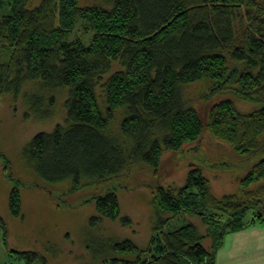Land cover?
Masks as SVG:
<instances>
[{"label":"trees","instance_id":"trees-1","mask_svg":"<svg viewBox=\"0 0 264 264\" xmlns=\"http://www.w3.org/2000/svg\"><path fill=\"white\" fill-rule=\"evenodd\" d=\"M31 1L0 0V100L7 93L17 98L27 81L39 82L41 92L27 101L45 118L48 112L40 110L51 107L53 97L44 93L65 88L67 96L63 122L23 146L26 167L45 185L69 182L68 192H74L100 186L136 163L156 175L164 151L192 158L183 185L154 187L145 248L127 238L97 246L135 254L133 261L112 257L104 264H215L227 233L264 221V0H94L83 6L40 0L29 7ZM78 24L90 31L88 43L68 38ZM113 63L120 69L101 83ZM196 81L253 108L240 111L231 96L224 97L203 120L182 95V87ZM119 108L124 114L117 136L109 129ZM212 143L246 159L236 191L219 198L203 168L226 165H204L198 155ZM7 177L9 213L22 218L20 181L9 171ZM83 202L93 204L90 228L102 218L130 223L120 216L117 189L104 187ZM178 213L201 218L206 233L190 222L166 230ZM0 226L6 244L7 228L2 221ZM9 256V264H49L35 250L10 249Z\"/></svg>","mask_w":264,"mask_h":264},{"label":"rangeland","instance_id":"rangeland-1","mask_svg":"<svg viewBox=\"0 0 264 264\" xmlns=\"http://www.w3.org/2000/svg\"><path fill=\"white\" fill-rule=\"evenodd\" d=\"M39 1L32 0L28 6L33 7ZM92 1L94 0H78V5L83 6ZM76 37L88 43L91 34L78 24L68 36L69 39ZM119 69L120 66L113 63L111 71L103 76L101 83ZM39 87V82L27 81L17 98L14 99L11 93H7L0 100V221L5 224L8 232L5 244L0 226V264L11 262L10 249L39 251L45 255L49 264H104L112 257L119 261H133L135 254H114L106 249L107 246L97 245H103L104 242L107 245L127 238L138 247L145 248L151 236L153 214L149 201L154 187L157 184L176 187L183 185L192 158L179 152L164 151L156 175L146 165L136 163L100 186L91 183L89 187L74 192H68L71 191L68 189L69 182L45 185L26 167L21 158V150L36 132L49 131L56 123L63 122L67 91L65 88H59L44 93L45 99L53 97V105L40 110L48 112L45 118H41L29 109L27 101V97L32 93L41 92ZM103 89L102 85L97 87L102 106ZM182 95L203 120L211 104L224 97L231 96L240 111L246 112L253 108V104L239 100L230 93H214L207 81L184 85ZM123 114L122 108L115 111L109 129L112 134L118 136V125ZM205 149L207 154L204 149L202 154L198 152L204 165L219 161L226 165L222 168H203L209 179L212 194L219 198L235 192L242 173L239 165L246 159L236 156L227 145L212 143ZM2 155L8 160L5 166ZM8 171L13 178L20 181L22 218L12 217L8 210V194L12 186V181L7 177ZM33 182L38 185L31 187ZM260 183L264 184V179ZM257 184L254 183L255 186ZM108 186L117 189L120 216L129 217L130 223L122 225L120 220L110 221L102 218L95 227L90 228L87 225L88 218L95 212L92 202L84 203L83 199L103 191V188ZM188 222L193 223L201 234L206 233L207 225L201 218L187 213L174 215L167 222L165 229L173 230ZM203 245H210L209 237L205 238Z\"/></svg>","mask_w":264,"mask_h":264},{"label":"crops","instance_id":"crops-1","mask_svg":"<svg viewBox=\"0 0 264 264\" xmlns=\"http://www.w3.org/2000/svg\"><path fill=\"white\" fill-rule=\"evenodd\" d=\"M215 264H264V221L227 233Z\"/></svg>","mask_w":264,"mask_h":264}]
</instances>
